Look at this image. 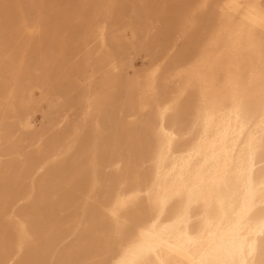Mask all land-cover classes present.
<instances>
[{"label":"bare ground","instance_id":"bare-ground-1","mask_svg":"<svg viewBox=\"0 0 264 264\" xmlns=\"http://www.w3.org/2000/svg\"><path fill=\"white\" fill-rule=\"evenodd\" d=\"M0 264H264V0H0Z\"/></svg>","mask_w":264,"mask_h":264},{"label":"rangeland","instance_id":"rangeland-1","mask_svg":"<svg viewBox=\"0 0 264 264\" xmlns=\"http://www.w3.org/2000/svg\"><path fill=\"white\" fill-rule=\"evenodd\" d=\"M185 28H186L185 26H182L181 30H185ZM153 33H155V32H153ZM149 64H150V62L148 59H137L134 62L135 69H137L138 71L148 68ZM131 73L132 72H129V74H131ZM41 124H42V120H41V118H39L37 125L40 126Z\"/></svg>","mask_w":264,"mask_h":264}]
</instances>
